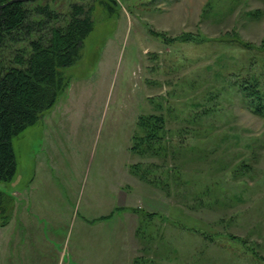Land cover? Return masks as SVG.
Wrapping results in <instances>:
<instances>
[{
	"label": "rangeland",
	"instance_id": "rangeland-1",
	"mask_svg": "<svg viewBox=\"0 0 264 264\" xmlns=\"http://www.w3.org/2000/svg\"><path fill=\"white\" fill-rule=\"evenodd\" d=\"M47 4L84 5L94 27L12 139L0 191L25 221L1 229L16 236L0 264H264V117L241 91L264 99V0Z\"/></svg>",
	"mask_w": 264,
	"mask_h": 264
},
{
	"label": "trees",
	"instance_id": "trees-1",
	"mask_svg": "<svg viewBox=\"0 0 264 264\" xmlns=\"http://www.w3.org/2000/svg\"><path fill=\"white\" fill-rule=\"evenodd\" d=\"M36 1L41 4L29 6ZM6 2L0 0V5ZM47 2L34 0L0 8V183L10 181L16 171L12 139L37 124L66 89L65 69L80 59L84 40L94 27L92 9L72 4L64 14ZM241 91L250 111L264 117V99L255 86L244 84ZM152 120L158 121L139 116L136 128L150 129ZM149 137L145 132L139 139ZM137 147L133 144L129 151ZM13 208V198L0 191V227L8 224Z\"/></svg>",
	"mask_w": 264,
	"mask_h": 264
},
{
	"label": "crops",
	"instance_id": "crops-1",
	"mask_svg": "<svg viewBox=\"0 0 264 264\" xmlns=\"http://www.w3.org/2000/svg\"><path fill=\"white\" fill-rule=\"evenodd\" d=\"M124 173H125V175H127V172H124ZM117 174H118V172H117ZM126 177H128V176H126ZM134 179H135V177H134ZM134 179H132L131 181H134ZM112 182H113V185H112ZM137 183H139V182H136L135 184L137 185ZM30 184L27 187L28 189H29ZM109 184H110V187H109L110 189L113 188V189L117 190L118 187H122V185L119 186V182L117 180V175L116 174H114L113 177L111 175V179L109 180ZM121 194H122V192H121ZM20 195H19V197H20ZM20 198H22V199L17 200V203H20V202L24 201V199L26 200L27 194L26 193L22 194ZM22 209H23V207H21V209H20V205L16 204V202L14 201V208H13L12 217H11V219L8 222L7 225H5L3 227H0V230L2 228L4 230H6V228H8L12 224V221H14V220L17 223H19V224H23L24 221H25V217L23 216L24 213L21 211ZM3 233H4V235H3ZM3 233H2V230H1V233H0V261L2 263H5L6 260H7V254H8L9 246L11 245L13 237L16 236L15 235L16 232H14V233L3 232ZM14 248L16 249L17 247L15 246Z\"/></svg>",
	"mask_w": 264,
	"mask_h": 264
},
{
	"label": "water",
	"instance_id": "water-1",
	"mask_svg": "<svg viewBox=\"0 0 264 264\" xmlns=\"http://www.w3.org/2000/svg\"><path fill=\"white\" fill-rule=\"evenodd\" d=\"M31 1H34V0H7V2L5 4L0 5V8L4 7L5 5L12 4V3H27V2H31ZM45 1H50V0H45Z\"/></svg>",
	"mask_w": 264,
	"mask_h": 264
}]
</instances>
